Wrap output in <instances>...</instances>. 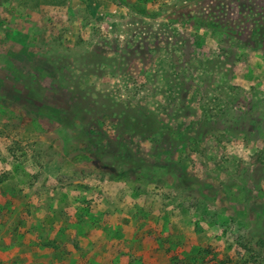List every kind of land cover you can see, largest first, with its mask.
<instances>
[{
  "label": "rangeland",
  "instance_id": "1",
  "mask_svg": "<svg viewBox=\"0 0 264 264\" xmlns=\"http://www.w3.org/2000/svg\"><path fill=\"white\" fill-rule=\"evenodd\" d=\"M181 1L0 0L8 258L264 264V0Z\"/></svg>",
  "mask_w": 264,
  "mask_h": 264
},
{
  "label": "crops",
  "instance_id": "2",
  "mask_svg": "<svg viewBox=\"0 0 264 264\" xmlns=\"http://www.w3.org/2000/svg\"><path fill=\"white\" fill-rule=\"evenodd\" d=\"M184 1H181L182 4L185 3ZM221 4H222V0H219L218 5H221ZM210 6H211V9L209 11H211V12L218 11L217 8L214 7L215 5L212 4L211 2H209V6H206V8L207 7H210ZM198 7H199V4H196V5L188 6V9H189V11L191 10L193 12L194 10H197L196 8H198ZM212 15L214 16L215 14H212ZM215 19H217V18H215ZM107 184H108V182H105L104 183V185H107ZM98 207L99 208L100 207H103L104 208V205L102 203H100L98 205ZM115 212L116 211H113L112 213L108 214V216L109 217L110 216L111 217L114 216L115 215ZM98 230H99V227H98ZM98 240L101 243H103V244L106 243V244L111 245V246L114 245L118 249L120 248V250H121L120 254H122L123 252H125V250H123V248H122V245L124 243H131V244L138 243V240H135L133 238H131L129 241H123V240L122 241H116L112 237L108 238V237H105V236H102L99 239H97V238L91 239V243H95ZM12 245H13L12 246L13 249L16 248L19 251L18 258H8L9 255H11L13 253L8 252L6 250V247L7 246L5 245V246H3V247L0 248V254L2 255V257H4V263H2V264H8V263H10V264H12V263L13 264H19L21 262H18V259H20L21 261H26L27 260L29 264H48L47 261H49L50 264H55V261L53 260V257H55L57 254H53L54 253L53 249L50 248V247H43V248H39V246L38 247H35V241L33 239H30L29 237L16 236L15 237V242L12 241ZM30 254H33V259H28V256H30ZM40 256H43V259H41V261L42 260H45V262L44 261L41 262L38 259ZM95 257H97V256H95L93 254H90V255L87 256V261L88 262H91L92 264H111L110 262L112 261V257L110 259H108V258H102L103 261H101V260L100 261H97V260L94 259ZM154 257L155 258H152V255L151 256H148L147 257L148 259H153V260H149L147 263L160 264L159 261H155L154 260L158 256L156 255ZM56 259H58V263H56V264H61L60 258L58 257ZM127 259H128V257H126V261L125 262H123L122 260H120V261H117V263H115V264H122V263L128 264V260ZM138 260H139L140 263L144 264V262H145V256H142V255L139 256L138 257ZM134 262L129 263V264H133Z\"/></svg>",
  "mask_w": 264,
  "mask_h": 264
},
{
  "label": "trees",
  "instance_id": "3",
  "mask_svg": "<svg viewBox=\"0 0 264 264\" xmlns=\"http://www.w3.org/2000/svg\"><path fill=\"white\" fill-rule=\"evenodd\" d=\"M141 9H139V11H140ZM142 12H144L145 13V11L144 10H141ZM100 168H103V166H100ZM104 169H110L109 167H105ZM213 258H214V256H213Z\"/></svg>",
  "mask_w": 264,
  "mask_h": 264
}]
</instances>
